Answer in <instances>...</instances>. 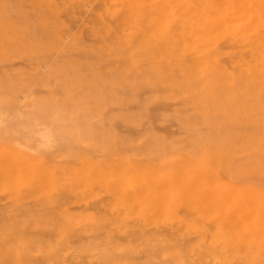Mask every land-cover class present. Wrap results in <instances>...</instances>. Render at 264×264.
<instances>
[{"label":"rangeland","instance_id":"374dc122","mask_svg":"<svg viewBox=\"0 0 264 264\" xmlns=\"http://www.w3.org/2000/svg\"><path fill=\"white\" fill-rule=\"evenodd\" d=\"M47 1L57 5L53 12L31 0H0V157L7 160L0 264H264V156H257L264 153V91L205 87L178 70L159 74L158 61L131 66L128 51L113 44L139 33L131 20L111 15L124 13L128 0ZM184 1L199 8L208 0L173 6ZM151 2L144 1L145 39L176 22H200L185 6L168 11L171 0L163 6L171 17L159 10L164 1L161 13ZM230 34L217 33L224 47ZM34 161L46 172L39 178ZM207 181L210 191L202 190ZM11 247L27 255L18 258Z\"/></svg>","mask_w":264,"mask_h":264},{"label":"bare ground","instance_id":"6f19581e","mask_svg":"<svg viewBox=\"0 0 264 264\" xmlns=\"http://www.w3.org/2000/svg\"><path fill=\"white\" fill-rule=\"evenodd\" d=\"M33 5L37 8H40L41 12H53L54 9L57 7V5H54V2L51 4H49L50 2L47 0H31ZM62 2H64L65 0H61ZM112 1V0H111ZM116 1V0H113ZM121 1V0H120ZM126 1V0H125ZM144 1L147 0H128L126 3V8H124L125 12L124 13H117L115 14V12H113V14L111 15H115L116 17H118V19L120 20H131L134 24H132L134 26V28L136 29L135 34H138L137 39H130V38H126L124 40H116L114 41L115 43L113 44L114 47L116 49H118V51H124L127 50L128 51V62L131 64V66L135 67L137 64H139V62L141 61H147V62H153V65H157L155 61H158V64L160 66H156L154 70V72L162 74V72H167V71H172V70H178L181 73H184L187 77V79L190 81V79L192 80V77L195 78L196 82H199L202 84V86L205 87H210V86H214V85H225L227 88L230 87H238V88H242V87H250L252 86L255 90H259V91H264V0H208L207 2L201 3L199 4V8H197V6L184 1V5L181 4V6L179 5V3L176 2L178 7V10L180 11L181 7L185 8L186 11H188L187 13H193L197 12L198 15L200 17V22L192 25L191 24H186L183 22V25L178 22L174 23L173 25L167 27L164 26L165 29L164 31L160 32V34L157 37H151L148 39L143 38L144 33H146L145 31L142 30V15L144 12ZM149 1V0H148ZM153 1V0H150ZM157 1L156 3H152V5L156 4V10L158 6H161V2L164 5L161 6V8L159 9L160 11L163 10V12L167 11V7H165L166 9L164 10V7L166 2H168V0H155ZM174 1L176 0H171V4H172V8H171V4L168 2L166 4V6L170 5L168 7V11H170V9L172 11L170 12H176V8L177 6H173L175 3ZM107 2V1H106ZM124 1H122L123 3ZM119 2L117 1V4ZM121 3V2H120ZM121 3V6L124 7V5ZM128 3V4H127ZM160 3V4H159ZM108 4V3H107ZM159 4V5H158ZM110 4H108L109 6ZM112 5V3H111ZM119 5V4H118ZM87 6V5H86ZM107 6V7H108ZM155 7V6H154ZM110 7H108L109 9ZM120 8V7H119ZM122 8V7H121ZM120 8V9H121ZM159 8V7H158ZM163 8V9H162ZM180 8V9H179ZM155 10V12H156ZM157 11L159 13H161L160 11ZM184 10V9H183ZM167 11V12H168ZM120 12V11H119ZM122 12V11H121ZM156 12V13H157ZM170 12H168L167 14H169V17H171L172 15L170 14ZM178 12V11H177ZM182 12V9H181ZM185 12V10H184ZM93 15H97V10H93ZM158 13V14H159ZM166 13V12H165ZM164 13V18L166 19L168 16L167 14ZM179 13V12H178ZM103 14V13H102ZM173 13V17H174ZM183 15L186 13H182ZM171 15V16H170ZM188 15V14H187ZM157 16V15H156ZM160 16V14H159ZM159 16L158 19L155 18V20H159ZM189 16H192L191 14H189ZM189 16H187L189 18ZM155 17V15L153 16ZM172 17V18H173ZM198 17V18H199ZM170 18V19H172ZM107 19V18H106ZM115 19V18H114ZM154 19V18H153ZM162 19V17H161ZM165 19L163 21H165ZM190 19V18H189ZM194 19V20H193ZM192 20L195 21L196 18L194 17ZM155 20L153 22H155ZM167 20V19H166ZM65 21V20H64ZM67 21V20H66ZM119 21V20H117ZM160 21V20H159ZM158 21V23H159ZM169 21V20H168ZM191 21V20H190ZM196 22V21H195ZM113 23V22H112ZM157 23V22H156ZM155 23V24H156ZM161 24H163L162 22H160ZM159 23V24H160ZM178 23V24H177ZM127 24V23H126ZM154 24V23H153ZM160 24V25H161ZM113 25V24H112ZM167 25V24H166ZM155 26V25H154ZM150 27V26H149ZM167 27V28H166ZM146 30V27H144ZM224 28L226 30L230 31V35H231V39L227 40L226 37V41H224V43L226 42V44L228 45L227 47H224L222 45L221 42V38L217 37V33L218 31ZM119 29V28H118ZM163 30V29H162ZM223 30V29H222ZM155 31V30H154ZM158 32V29L157 31ZM224 32V30H223ZM222 32V33H223ZM155 33V32H154ZM153 33V35H154ZM143 34V35H141ZM157 34V33H156ZM134 35V34H133ZM220 34H218L219 36ZM63 38V37H62ZM61 38V39H62ZM64 39V38H63ZM65 40V39H64ZM69 40H73V39H69ZM58 43H60V40L57 41ZM71 45H73V42L70 41L69 42ZM220 45L222 46V48L220 47ZM121 49V50H119ZM223 49V50H222ZM109 51V50H107ZM108 54H110L108 52ZM152 56H158V58H152ZM161 61V62H160ZM152 63V62H151ZM150 64V63H149ZM37 126V125H36ZM39 132V131H38ZM40 135V134H39ZM48 135V134H47ZM46 136V135H45ZM42 138V137H41ZM48 138V137H47ZM45 141V139H44ZM47 141V140H46ZM46 143V142H45ZM41 144V143H40ZM36 145V144H35ZM1 148V147H0ZM4 151L9 148V147H4ZM32 149V148H31ZM10 150V148H9ZM14 150V149H13ZM12 149L9 151L11 153ZM32 151V150H31ZM249 154H252L253 152L249 151L247 149ZM8 152V150H7ZM8 152V153H9ZM5 153V152H4ZM9 153V154H10ZM13 153V152H12ZM11 153V154H12ZM16 153V152H15ZM211 154V153H210ZM26 158L27 156L30 159V156L27 154H23V156ZM8 156V155H7ZM22 156V155H21ZM180 156V155H179ZM178 156V157H179ZM214 156V155H213ZM212 156V157H213ZM258 157H263L264 153H258L257 154ZM12 157V156H11ZM13 157L14 156L13 154ZM23 157V158H24ZM32 157V156H31ZM181 157V156H180ZM211 157V156H210ZM1 158V157H0ZM184 157H182L183 159ZM2 159L4 160V158H1L0 160V170L2 169L3 162ZM13 159V158H12ZM20 159V158H19ZM16 158V161L19 160ZM22 159V158H21ZM36 159L32 157V160ZM212 159V158H211ZM210 159V160H211ZM23 160V159H22ZM21 160V162H22ZM26 161V159H24ZM23 160V162H25ZM39 160V159H36ZM7 161V160H4ZM15 161V162H16ZM31 161V159H30ZM173 161V160H172ZM184 161V159H183ZM186 161V160H185ZM258 161V159H257ZM22 162V163H23ZM37 165L35 166V171L34 170V166H33V170L32 172H35V174L31 173V175L39 176L40 177V173L42 174V170L43 168H37L36 166H38V162L34 161ZM33 162V163H34ZM83 162V161H82ZM136 162V161H135ZM174 162V161H173ZM182 162V161H180ZM20 162H18L19 164ZM34 163V164H35ZM90 163V162H89ZM88 163V164H89ZM176 163V162H175ZM173 164L174 166L176 164ZM187 163V162H186ZM195 163V162H193ZM2 164V165H1ZM7 164V163H6ZM17 163L15 165H18ZM21 164V163H20ZM30 164V163H29ZM87 164V163H86ZM136 164V163H135ZM138 164V163H137ZM181 164V163H179ZM189 164V163H188ZM187 164V166H188ZM191 164V163H190ZM28 165V164H27ZM40 165V164H39ZM83 165V163H82ZM117 165V164H116ZM122 165V164H121ZM140 165V164H139ZM182 165V164H181ZM184 165V163H183ZM194 166V164H191ZM196 165V164H195ZM8 166V165H7ZM10 166V165H9ZM22 165H20L21 167ZM123 166V165H122ZM125 166V165H124ZM144 166V165H143ZM178 166V165H177ZM186 166V164L184 165ZM197 166V165H196ZM194 166V167H196ZM4 167H6L4 165ZM32 167V166H31ZM42 167V166H41ZM94 167L91 165V168ZM99 167V166H98ZM97 167V169H98ZM181 167V166H180ZM179 167V168H180ZM190 167V166H189ZM188 167V170H189ZM198 167V166H197ZM202 167V166H201ZM200 166L199 168L202 169ZM206 167V166H205ZM15 168V167H14ZM82 168V167H81ZM79 166V169H81ZM115 168V167H114ZM132 168V165H131ZM148 170V167H146ZM145 168V170H146ZM176 168V167H175ZM175 168L172 169L171 173L173 174V172H175ZM187 168V167H185ZM10 169V168H9ZM29 169V168H28ZM28 169L26 168L25 171ZM38 169V171L36 170ZM41 171H40V170ZM45 169V168H44ZM95 169V168H94ZM96 169V170H97ZM100 169V168H99ZM116 169V168H115ZM182 169V167H181ZM194 169V168H193ZM198 169V168H197ZM196 169V171H197ZM204 169V167H203ZM202 169V170H203ZM206 169V168H205ZM4 170V169H2ZM14 170V169H13ZM19 170V167H18ZM21 170V169H20ZM19 170V171H20ZM31 170V168H30ZM46 170V169H45ZM49 170V169H48ZM83 170V169H82ZM88 171V169H86ZM91 170V169H90ZM118 170V168H117ZM129 170V169H128ZM133 170V168H132ZM136 170V169H135ZM140 171V169H138ZM150 170V168H149ZM180 170V169H179ZM184 172L185 169L183 168ZM192 170V169H191ZM23 170H21L22 172ZM39 173V175L36 174ZM53 171V170H51ZM126 170L124 169V172ZM137 171V170H136ZM136 171H133V173L135 172V176L139 175L138 173H136ZM187 171V170H186ZM200 170L197 171V173ZM206 170H204L205 172ZM83 172V171H82ZM91 172V171H90ZM94 172V171H93ZM115 172V170L113 171ZM142 172V171H141ZM181 172V171H180ZM189 172V171H187ZM203 172V171H201ZM201 172H199V174L201 175ZM2 173V172H1ZM8 173V172H7ZM17 173V172H16ZM24 172L23 174L20 173V175H22L23 177L21 178V180H19L20 182H22V179L25 180L24 178ZM44 174L46 172H43ZM56 173V172H55ZM89 173V172H88ZM87 173V174H88ZM131 173V172H130ZM157 173V172H156ZM155 173V171L153 172V176L157 175ZM179 173V172H177ZM210 173V171H209ZM43 174V175H44ZM48 174V173H47ZM50 174V173H49ZM97 174V173H96ZM94 173V175H96ZM99 174V173H98ZM112 174V172H111ZM180 174V173H179ZM178 174V175H179ZM182 174V173H181ZM191 174V173H190ZM194 174V172H193ZM205 174V173H203ZM13 174H11L12 176ZM19 175V174H18ZM64 175V174H63ZM93 175V176H94ZM120 175V174H119ZM123 175V174H121ZM127 175V174H126ZM143 175V174H142ZM140 174V176H142ZM146 175V174H145ZM144 175V176H145ZM165 175V174H164ZM176 175V176H178ZM186 175V173H185ZM192 175V174H191ZM196 175V174H195ZM208 175V172H207ZM1 176V175H0ZM29 176V175H28ZM26 176V178L28 177ZM42 176V175H41ZM45 176V175H44ZM48 176V175H47ZM58 176V175H57ZM67 176V175H66ZM90 176L92 177V174H90ZM98 176V175H96ZM101 178L103 177V175H100ZM105 176V173H104ZM108 176V174H107ZM131 176V175H129ZM139 176V177H140ZM150 176V175H149ZM158 176H160L158 174ZM158 176H156V179L158 178ZM166 180H169V178L173 177V175H170L169 177L167 175H165ZM176 176H174V183H175V179ZM182 176L184 177V175L182 174ZM180 176V177H182ZM213 177L211 174L208 175ZM3 177L6 178L5 175H3ZM30 177V176H29ZM28 177V178H29ZM37 177V178H39ZM43 177V176H42ZM41 179L39 180H42ZM59 177V176H58ZM69 177V176H68ZM74 178L77 177L73 176ZM90 177V178H91ZM95 177V176H94ZM92 177V178H94ZM118 177V176H116ZM121 177V176H120ZM128 177V175L126 176ZM133 177V176H132ZM137 177V178H139ZM146 177V176H145ZM164 177V176H163ZM168 177V179H167ZM198 177V176H197ZM44 178V177H43ZM51 178V177H50ZM60 178V177H59ZM100 178V179H101ZM113 178V177H112ZM124 178V177H123ZM134 178V177H133ZM148 178V177H147ZM153 178V177H152ZM155 178V177H154ZM160 178V177H159ZM171 178V179H173ZM178 178V177H177ZM187 178L190 179V176L188 175ZM194 179V175L193 177H191ZM208 179L206 174L203 175V177L201 176V181H204V179ZM216 177H214V179L212 180H216ZM4 179V178H3ZM2 179V180H3ZM9 179V178H7ZM6 179V180H7ZM11 179V178H10ZM31 180V177L29 178ZM46 179V178H45ZM81 179V178H80ZM89 179V178H88ZM117 179V178H116ZM115 179V181H116ZM121 179V178H120ZM142 179V178H139ZM139 179H136V183L137 180L140 181ZM144 179V178H143ZM198 179V178H197ZM196 179V180H197ZM200 179V176H199ZM23 180V183H24ZM28 180V179H27ZM53 180V179H52ZM94 180V179H93ZM114 180V179H113ZM148 180V179H147ZM155 180V179H154ZM159 180V179H158ZM178 180H180L178 178ZM195 180V181H196ZM209 180V179H208ZM18 181V182H19ZM33 182V180H31ZM30 181V182H31ZM38 181V179H37ZM36 181V182H37ZM45 181V180H42ZM49 181V180H48ZM63 181V180H62ZM97 181V180H96ZM102 181V180H101ZM114 181V183H118L120 182L119 180H117L116 182ZM145 181V180H143ZM141 181V182H143ZM153 181V180H151ZM160 181H163L162 179ZM163 181V182H165ZM182 181V180H181ZM180 181V183H181ZM191 180H187L185 178L184 182H187V184H185L186 186L188 185V183L191 185L192 181ZM217 181V185L218 187L222 186L220 185L222 183L221 181L219 184L218 179ZM9 182V181H8ZM17 184H23V183H18ZM31 182V183H32ZM39 182V181H38ZM80 182V181H79ZM89 182V181H88ZM95 182V181H94ZM105 182V181H104ZM111 182V181H110ZM123 182V180H122ZM121 182V183H122ZM172 182V181H171ZM170 183V185H173V182ZM198 182V180H197ZM200 182V181H199ZM204 182H201L202 184ZM224 182V181H223ZM227 182V181H226ZM229 182V181H228ZM3 183V181H2ZM5 183V182H4ZM10 183V182H9ZM29 183H26V185ZM35 183V182H34ZM52 183V182H51ZM120 183V184H121ZM136 183L134 182V184L136 185ZM168 183V181H167ZM194 183V182H193ZM206 183V182H205ZM204 183L203 187L206 186ZM207 183H209L207 181ZM214 184V182H212ZM230 183V182H229ZM1 184V182H0ZM7 184V183H6ZM5 184V185H6ZM15 184V183H14ZM39 184V183H38ZM36 184V185H38ZM41 184H43L41 182ZM79 184V183H77ZM101 184V183H100ZM109 184V183H108ZM123 184V183H122ZM145 184V182H144ZM143 184V185H144ZM159 184V181H158ZM162 184V182L160 183V185ZM164 184V183H163ZM162 184V185H163ZM183 183H181V186ZM196 184V183H195ZM194 184V185H195ZM199 184V183H198ZM213 184L211 185V189H214L216 186ZM225 184V182H224ZM2 185V184H1ZM4 185V186H5ZM11 185V183L9 184ZM113 185V183H111V186ZM130 185V184H129ZM132 185V184H131ZM133 185V186H135ZM167 185V184H166ZM176 185H180L179 183L176 182ZM3 186V187H4ZM7 186V185H6ZM31 186V185H30ZM34 186V184H33ZM66 186V185H65ZM78 186V185H77ZM80 186V184H79ZM102 186V185H101ZM116 186V185H114ZM123 186V185H122ZM120 186V187H122ZM141 186V185H140ZM164 186V185H163ZM224 186V185H223ZM240 186V185H238ZM2 187V188H3ZM12 187V185H11ZM14 187V186H13ZM35 187V188H34ZM32 187V189H36L37 186ZM40 186H38L37 188H39ZM76 187V186H75ZM82 187V186H80ZM87 187V186H85ZM100 187V185H99ZM105 187V186H104ZM108 187V186H107ZM113 187V186H112ZM129 187V186H127ZM147 187V185L145 186ZM162 187V186H161ZM191 186H187V188L190 190ZM202 187V186H201ZM207 187V186H206ZM235 187V185L233 186ZM6 188V187H5ZM84 188V187H83ZM179 188V187H178ZM209 188V189H208ZM232 188V187H231ZM8 189V188H7ZM66 189V188H65ZM86 190V188H84ZM88 189V188H87ZM106 189V188H105ZM137 190V188H135ZM201 189V188H200ZM205 189V190H204ZM228 189V188H227ZM250 188H248L249 190ZM37 190V189H36ZM107 190V189H106ZM113 190V189H112ZM122 190V188H120V191ZM125 190V189H124ZM123 190V191H124ZM129 190V189H128ZM141 190V189H140ZM145 190V189H144ZM157 190V189H156ZM160 190V188H159ZM174 190V189H173ZM178 190V189H177ZM182 190V189H180ZM202 190L210 191V183L209 186L207 188H203ZM219 190V189H218ZM225 190V189H224ZM247 190V189H246ZM251 190V189H250ZM139 191V190H138ZM138 191H135V195H137ZM200 191V190H198ZM212 191V190H211ZM43 192V191H42ZM159 192V191H157ZM185 192V190H184ZM33 193V192H32ZM35 193V192H34ZM44 193V192H43ZM122 193V192H121ZM162 193V192H161ZM164 193V192H163ZM162 193V194H163ZM116 194V193H115ZM126 194V192H125ZM124 194V195H125ZM128 194V193H127ZM118 195V194H117ZM123 195V193H122ZM158 195V194H157ZM162 195H160L161 197ZM160 199V198H159ZM49 201V200H48ZM106 201V200H105ZM97 211V210H96ZM50 250V251H49ZM47 250L49 253H52V251L54 252V249H50ZM10 253L17 256L18 258H22L25 257L24 255H27L26 251L23 250L22 248L19 247H11L9 249ZM56 251V250H55ZM50 264V263H48ZM52 264V263H51Z\"/></svg>","mask_w":264,"mask_h":264}]
</instances>
